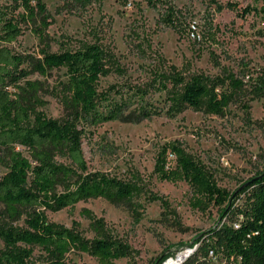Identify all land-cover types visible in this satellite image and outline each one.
<instances>
[{"label": "trees", "instance_id": "1", "mask_svg": "<svg viewBox=\"0 0 264 264\" xmlns=\"http://www.w3.org/2000/svg\"><path fill=\"white\" fill-rule=\"evenodd\" d=\"M81 7L91 0H70ZM151 6L166 7L165 25L178 29L180 21L171 0H147ZM223 7L219 0H202ZM260 12L264 13V0ZM232 10L237 6L230 4ZM246 7L239 16H246ZM53 19L42 0H11L0 7V264H70L71 253L89 254L100 264H117L130 257L129 246L117 239L102 218L89 209L81 215L88 219L92 239L80 232V224L71 228L48 219L47 211L74 209L90 199L124 204L135 221L142 219L144 206L136 199L143 193L142 178L133 174L128 180L89 170L83 152V135L98 125L119 121L140 123L153 116H175L186 107L211 115H224L230 104L242 101L246 84L232 73L188 77L178 71L157 73L151 87L166 95L167 109L160 111L148 102L149 90L115 86L99 89L100 79L112 71L107 53L97 44L59 52L51 51L48 28ZM29 30L38 40L37 55L14 52L11 44ZM64 69L66 79L57 88L64 115L49 117L40 98L43 86L30 77L47 76L51 70ZM264 97V78L249 91ZM245 112L250 107L244 103ZM153 174L161 181L185 182L192 189L193 209L206 212L216 206L224 213L239 195L218 186L211 172L174 140L163 144L156 156ZM241 218L234 224H222L199 235L196 243L211 251L225 264H264V172L250 179ZM158 198L157 196H154ZM166 204V202H164ZM190 247H194L191 244ZM41 253L35 256V249ZM157 264H163L168 258ZM184 264L201 262L196 253Z\"/></svg>", "mask_w": 264, "mask_h": 264}, {"label": "rangeland", "instance_id": "2", "mask_svg": "<svg viewBox=\"0 0 264 264\" xmlns=\"http://www.w3.org/2000/svg\"><path fill=\"white\" fill-rule=\"evenodd\" d=\"M42 1L53 19L47 31L52 52L97 44L107 53L112 71L100 79L101 91L111 86L124 92L146 88L148 102L165 111V93L151 87L157 73L175 70L187 77L195 73L212 77L232 73L246 84L243 100L230 104L224 115L186 107L172 117L155 115L137 124L107 122L86 131L83 152L89 170L124 180L133 174L141 176L143 193L136 201L144 208L138 223L128 206L101 198L81 201L74 209L46 213L50 221L68 228L79 223V232L92 239L89 221L81 215L83 209H89L129 246L136 264H157L170 254L173 256L168 260L181 253H187V258L196 253L201 262L208 264H225L195 241L218 225L236 223L241 218L238 211L246 203L247 193L242 192L251 178L264 172V97L249 92L259 78H264L261 4L255 0H219L223 8L217 11L216 4L202 0H171L181 23L175 29L162 21L166 7L151 6L147 0H91L85 7L70 0ZM10 3L0 0V7ZM230 4L237 10H232ZM246 7L255 10L239 16ZM8 47L19 54L33 55L40 49L38 38L29 30ZM30 79L43 86L40 98L46 102L44 113L61 119L64 112L56 87L66 79L65 70L54 69L44 77L34 74ZM244 103L250 107L248 112ZM174 140L184 143L187 152L212 173L219 187L239 195L233 206L224 213L216 206L198 211L190 204L193 192L187 183L172 184L153 174L160 147ZM5 172L0 167V174ZM34 253L38 256L41 251L36 248ZM69 259L70 264H100L84 253H71Z\"/></svg>", "mask_w": 264, "mask_h": 264}, {"label": "bare ground", "instance_id": "3", "mask_svg": "<svg viewBox=\"0 0 264 264\" xmlns=\"http://www.w3.org/2000/svg\"><path fill=\"white\" fill-rule=\"evenodd\" d=\"M187 253H181L176 258L169 259L165 264H179L184 257H187Z\"/></svg>", "mask_w": 264, "mask_h": 264}, {"label": "built area", "instance_id": "4", "mask_svg": "<svg viewBox=\"0 0 264 264\" xmlns=\"http://www.w3.org/2000/svg\"><path fill=\"white\" fill-rule=\"evenodd\" d=\"M190 254V253H189ZM172 258V257H171ZM168 261V260H167ZM167 261H165V263L167 262ZM165 263H163V264H165Z\"/></svg>", "mask_w": 264, "mask_h": 264}, {"label": "water", "instance_id": "5", "mask_svg": "<svg viewBox=\"0 0 264 264\" xmlns=\"http://www.w3.org/2000/svg\"><path fill=\"white\" fill-rule=\"evenodd\" d=\"M187 258V257H186Z\"/></svg>", "mask_w": 264, "mask_h": 264}]
</instances>
